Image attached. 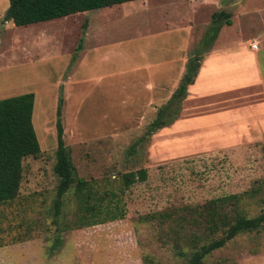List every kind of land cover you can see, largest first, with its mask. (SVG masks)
<instances>
[{"label":"rangeland","instance_id":"rangeland-1","mask_svg":"<svg viewBox=\"0 0 264 264\" xmlns=\"http://www.w3.org/2000/svg\"><path fill=\"white\" fill-rule=\"evenodd\" d=\"M9 4L0 0V99L35 94L41 152L24 158L18 195L0 203L1 264H191L190 237L210 241L191 208L238 194L248 216L264 211V79L251 66L255 53L264 77V0H135L24 26L4 20ZM221 10L234 27L222 31L220 44L239 49L214 64L205 95L189 98L187 90L166 125L150 132L172 95L147 110L133 85L142 76L121 74L170 67L167 80L175 78L191 29L189 59L212 46L209 29ZM83 40L99 54L78 60ZM61 100L75 181L93 188L85 204L75 185L56 202ZM141 170L146 179L127 187L124 175ZM117 203L125 216L111 220ZM94 219L105 222L86 224ZM201 264H264V229L238 234Z\"/></svg>","mask_w":264,"mask_h":264},{"label":"trees","instance_id":"trees-1","mask_svg":"<svg viewBox=\"0 0 264 264\" xmlns=\"http://www.w3.org/2000/svg\"><path fill=\"white\" fill-rule=\"evenodd\" d=\"M10 4L5 13V21H13L18 26L29 25L54 18L69 16L79 12H88L99 8L113 6L132 0H9ZM231 15L221 10L213 13V25L209 29L210 38L214 41L224 24H232ZM200 49L197 55L189 59L187 72L180 86L174 92L169 102L158 111V116L152 122L150 132L165 126L174 102L182 101L190 84L194 83L201 67V56L209 48ZM61 100L57 118V162L55 170L59 174L58 200L74 185L78 199L84 204L93 199V188L88 187L84 179L75 181L73 162L64 137L62 122ZM35 94L25 93L18 96L0 99V203L14 199L20 190L23 179V160L27 156L38 155L41 145L33 122ZM146 171H140V177L135 172L124 175L127 187L138 178L146 179ZM238 194H231L217 200H212L207 208H191L190 215L194 216L193 224L206 229L208 237L205 241L198 233L190 237L195 251L191 264H201L204 257L212 251L223 247L238 234L264 229V211L250 217L240 202ZM120 202V200H117ZM229 203V207L227 206ZM59 206V205H57ZM85 207V206H84ZM89 207H86L88 209ZM117 213L111 214V220L122 219L125 216L123 208L116 204ZM105 222L104 219L88 220L86 224L94 225ZM84 224V223H83ZM82 224V225H83ZM203 242V243H202ZM1 264V263H0Z\"/></svg>","mask_w":264,"mask_h":264},{"label":"crops","instance_id":"crops-1","mask_svg":"<svg viewBox=\"0 0 264 264\" xmlns=\"http://www.w3.org/2000/svg\"><path fill=\"white\" fill-rule=\"evenodd\" d=\"M132 1H135V0H132ZM132 1H128V2H132ZM197 1L202 2L203 0H197ZM121 4H123V3H121ZM113 6L117 7V6H120V4H116ZM107 7H109V6H107ZM108 15H109V13L106 16H108ZM104 16H105V14L103 15V17ZM101 17H102V15H101ZM233 25H234V20H232V24H230L229 26L223 25L220 32H219V35L215 38V41L213 42L212 46L202 54L201 67L199 69L198 75H197L194 83L190 84L188 87L189 98H191L192 96L199 97V96L205 95L207 92L206 89H207L208 85L210 84V83H208L209 82V80H208L209 75L211 73H213L215 70H217L216 68H214V64H218L219 62H221L223 57H225V54H227L229 50L239 49L238 46L233 47V49H231L232 47H230L228 44H225V43L223 45L220 44L221 43L220 38H221L222 31L226 27L233 28L234 27ZM192 28H193V26H192ZM191 30H192L191 36H190L188 45H186L187 50H188V54H187V56H184L182 62L179 63V66L178 65L176 66L177 67L176 68L177 74L175 75V78L172 76L171 80H167L169 78V76L172 74L171 70H173L170 67H165V68L162 67L159 71L149 72V73L147 71H143L142 69H139V70H136V72L132 71L130 73L127 72V73L121 74L123 76L121 79H123V80H124V78H127L128 76H131L132 79L133 78L138 79V78H140V76H142V83L139 85L134 83L133 85H134L137 92L141 91L144 94V96H146V98L144 100L145 105H142V106L147 107V110H149L150 106H153L156 110H158V107L160 105V101L164 98V96L168 92L171 93L170 95L174 94V89L177 86L178 81L181 77V74L183 73V71L185 69V67L183 68V64L187 63V61L191 57V56H189V50L191 49L192 40H193V37L195 36L194 30L193 29H191ZM94 36L95 37H93V39H96L98 37L97 34ZM95 43L96 42H94V44ZM88 48H87L85 41L83 40V42H81V45H79V49H78V57L79 58H78V60L82 61L85 57L87 58L90 54H93L94 57L99 54L98 52L100 49H99V47L95 48V46H93V42H92V45ZM251 48L253 50H255L256 52L260 51L259 47L258 48L251 47ZM107 55H109L108 50L104 54L102 53V56L108 57ZM196 55L197 54H195L194 56H196ZM169 61L170 60H168L166 62H169ZM251 62H252V65H251L252 69L255 73H257L256 75H257L258 80L263 82L264 77H263L262 71L260 69L259 55H256L255 53H253V59ZM160 63L164 64L165 61L162 60V62H160ZM125 71L126 70H124V72ZM95 74L97 75V77L99 79H104L103 76L100 75L99 71H96ZM115 76H118V75H115ZM79 77L85 78L83 76H79ZM119 81H120L119 79H116L113 81L112 87H114V88H113V90H110L111 92L115 91V89L117 87V83ZM168 81L169 82L171 81V82L169 83V85L167 87H165L166 86L165 82H168ZM193 90H194V93H193ZM198 93H199V95H198ZM151 94L155 95L156 98L154 100H153V98H151L152 97ZM170 95H169V97H170ZM148 96L150 97L149 99H148ZM189 102H190V99H189ZM187 105L185 106V112L187 111ZM189 106H192V104H189Z\"/></svg>","mask_w":264,"mask_h":264},{"label":"built area","instance_id":"built-area-1","mask_svg":"<svg viewBox=\"0 0 264 264\" xmlns=\"http://www.w3.org/2000/svg\"><path fill=\"white\" fill-rule=\"evenodd\" d=\"M252 47H253V48H258V44H257V43H254V44L252 45Z\"/></svg>","mask_w":264,"mask_h":264}]
</instances>
